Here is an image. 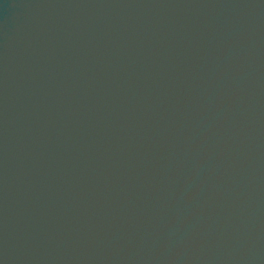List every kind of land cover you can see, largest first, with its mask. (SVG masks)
<instances>
[{
    "label": "water",
    "instance_id": "obj_1",
    "mask_svg": "<svg viewBox=\"0 0 264 264\" xmlns=\"http://www.w3.org/2000/svg\"><path fill=\"white\" fill-rule=\"evenodd\" d=\"M0 264H264V0H0Z\"/></svg>",
    "mask_w": 264,
    "mask_h": 264
}]
</instances>
